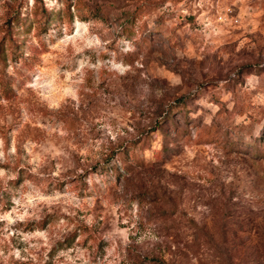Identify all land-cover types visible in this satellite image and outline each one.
<instances>
[{
  "label": "rangeland",
  "instance_id": "rangeland-1",
  "mask_svg": "<svg viewBox=\"0 0 264 264\" xmlns=\"http://www.w3.org/2000/svg\"><path fill=\"white\" fill-rule=\"evenodd\" d=\"M0 264H264V0H0Z\"/></svg>",
  "mask_w": 264,
  "mask_h": 264
}]
</instances>
